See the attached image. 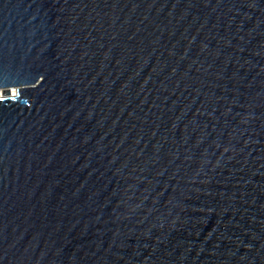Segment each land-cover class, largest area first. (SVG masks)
I'll use <instances>...</instances> for the list:
<instances>
[{
  "label": "water",
  "instance_id": "obj_1",
  "mask_svg": "<svg viewBox=\"0 0 264 264\" xmlns=\"http://www.w3.org/2000/svg\"><path fill=\"white\" fill-rule=\"evenodd\" d=\"M0 264H264V0H0Z\"/></svg>",
  "mask_w": 264,
  "mask_h": 264
}]
</instances>
